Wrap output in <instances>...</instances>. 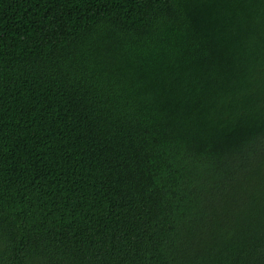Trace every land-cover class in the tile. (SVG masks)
I'll list each match as a JSON object with an SVG mask.
<instances>
[{
  "label": "trees",
  "instance_id": "16d2710c",
  "mask_svg": "<svg viewBox=\"0 0 264 264\" xmlns=\"http://www.w3.org/2000/svg\"><path fill=\"white\" fill-rule=\"evenodd\" d=\"M0 264H264V0H0Z\"/></svg>",
  "mask_w": 264,
  "mask_h": 264
}]
</instances>
